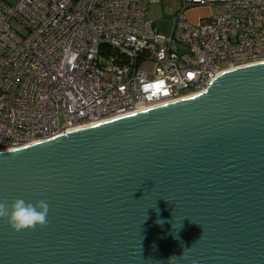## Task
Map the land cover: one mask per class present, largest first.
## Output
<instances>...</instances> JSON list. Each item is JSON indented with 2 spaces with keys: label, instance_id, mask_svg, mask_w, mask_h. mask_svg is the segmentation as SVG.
<instances>
[{
  "label": "water",
  "instance_id": "1",
  "mask_svg": "<svg viewBox=\"0 0 264 264\" xmlns=\"http://www.w3.org/2000/svg\"><path fill=\"white\" fill-rule=\"evenodd\" d=\"M16 199L48 223L0 218V264H264V62L1 151L0 203Z\"/></svg>",
  "mask_w": 264,
  "mask_h": 264
},
{
  "label": "built area",
  "instance_id": "2",
  "mask_svg": "<svg viewBox=\"0 0 264 264\" xmlns=\"http://www.w3.org/2000/svg\"><path fill=\"white\" fill-rule=\"evenodd\" d=\"M0 0V152L185 99L264 62V0ZM208 7L197 22L187 11Z\"/></svg>",
  "mask_w": 264,
  "mask_h": 264
},
{
  "label": "clouds",
  "instance_id": "3",
  "mask_svg": "<svg viewBox=\"0 0 264 264\" xmlns=\"http://www.w3.org/2000/svg\"><path fill=\"white\" fill-rule=\"evenodd\" d=\"M48 212L49 205L43 200L33 204L23 199H16L10 206L0 203V218H6L9 226L17 232L34 229L37 226L44 227L48 223Z\"/></svg>",
  "mask_w": 264,
  "mask_h": 264
},
{
  "label": "rangeland",
  "instance_id": "4",
  "mask_svg": "<svg viewBox=\"0 0 264 264\" xmlns=\"http://www.w3.org/2000/svg\"><path fill=\"white\" fill-rule=\"evenodd\" d=\"M9 4H15L18 0H3ZM181 0H158L157 3L149 5L147 16L155 28L161 33H168L171 24V17L179 8ZM211 13L208 7H195L187 11V18L190 21H195L197 18H203Z\"/></svg>",
  "mask_w": 264,
  "mask_h": 264
},
{
  "label": "crops",
  "instance_id": "5",
  "mask_svg": "<svg viewBox=\"0 0 264 264\" xmlns=\"http://www.w3.org/2000/svg\"><path fill=\"white\" fill-rule=\"evenodd\" d=\"M200 19V18H199ZM198 18L194 21V22H197L199 20ZM193 22V21H192Z\"/></svg>",
  "mask_w": 264,
  "mask_h": 264
}]
</instances>
